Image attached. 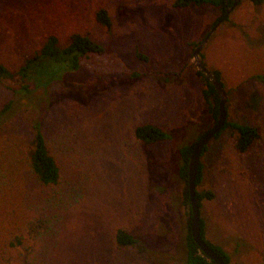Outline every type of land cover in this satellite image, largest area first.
<instances>
[{
	"label": "rangeland",
	"instance_id": "374dc122",
	"mask_svg": "<svg viewBox=\"0 0 264 264\" xmlns=\"http://www.w3.org/2000/svg\"><path fill=\"white\" fill-rule=\"evenodd\" d=\"M172 3L0 0V62L11 70L48 33L64 43L80 32L107 50L32 97L0 85V110L13 102L0 128V264L184 262L189 209L178 150L213 126L193 51L218 12ZM99 8L111 18L110 31L95 20ZM199 54L220 74L226 121L258 126L261 135L246 153L235 149L227 127L206 145L196 185L213 193L201 200L205 237L229 254L230 264H264V82L252 78L264 74V2L239 0ZM132 71L140 75L131 78ZM38 96L50 101L41 125L60 167L56 184H41L24 161L28 124L41 114ZM143 123L170 138L145 146L134 135ZM118 228L142 244L119 247Z\"/></svg>",
	"mask_w": 264,
	"mask_h": 264
},
{
	"label": "trees",
	"instance_id": "16d2710c",
	"mask_svg": "<svg viewBox=\"0 0 264 264\" xmlns=\"http://www.w3.org/2000/svg\"><path fill=\"white\" fill-rule=\"evenodd\" d=\"M253 4H261L264 0H249ZM233 4V0H173L172 5L176 8H203L209 7L216 9L218 15L212 25L216 24L220 19L224 18L227 8ZM225 17L224 19H226ZM95 20L107 28L109 31L112 26L111 18L105 8H99L95 12ZM194 44V43H193ZM107 53V50L97 41L93 40L87 35L80 32H73L69 35L66 42H62L55 33H48L38 50L31 56L25 58L24 62L16 69L11 70L4 63L0 62V85L10 90L14 94H21L23 96L32 97L34 92L38 89L47 90L51 85L56 82H61L69 73L78 72L82 69L88 60H101ZM135 55L141 59L147 60V55L136 51ZM206 65V64H205ZM94 73L100 74L102 70L98 68L93 69ZM220 79L218 71L214 70ZM96 74V75H97ZM128 75L132 78H137L139 72H129ZM197 75L203 82L201 90L202 97L207 105V112L210 120L214 124L218 115L219 97L214 85L206 78L204 73L197 70ZM253 79L264 82V74H255ZM223 87L224 84L221 81ZM39 111L40 115L36 116L34 120L29 122V135L23 141L22 151L24 153V161L29 171L36 177V179L44 185L56 184L60 177V167L55 158L50 154L45 136L42 131V118L46 112L49 99L40 98ZM12 100L5 103L0 110V128L5 129L3 126L6 124L4 119L9 117L12 112ZM228 104L225 103L227 110ZM6 127V126H5ZM231 131L234 137V147L240 153H246L249 148L260 140V129L258 126L252 125L247 122L229 120L226 121L221 130L214 136L217 137L224 128ZM210 127H205L191 143H185L179 148L180 162L177 168L179 179L185 183L183 188L182 203L187 205L189 209V217L187 221L186 233L184 236V245L186 249L185 260L182 264H216L211 259H208L198 248L190 232V218L191 211L189 206L188 186H187V166L189 156L193 144L201 136L209 132ZM0 130V131H1ZM135 137L141 141L145 146L155 144L162 140L170 138V134L162 128L151 124H139L134 129ZM213 137V138H214ZM207 146L202 149L201 156L205 153ZM167 172V171H166ZM202 179V165L200 163L198 174L196 177V185ZM213 193L209 190L198 191L196 189V198L201 208V200L203 198L211 199ZM201 235L206 243L217 252L225 262L230 263L229 254L223 250L219 245L210 243L205 237V223L200 218ZM44 231H37L36 236L42 234ZM115 243L119 247L134 246L142 244L141 240L134 234L128 232L124 228H118L114 233Z\"/></svg>",
	"mask_w": 264,
	"mask_h": 264
},
{
	"label": "water",
	"instance_id": "95a60500",
	"mask_svg": "<svg viewBox=\"0 0 264 264\" xmlns=\"http://www.w3.org/2000/svg\"><path fill=\"white\" fill-rule=\"evenodd\" d=\"M239 0H235L232 6L227 8L226 14L224 18L228 16L230 10L233 8L234 5L237 4ZM220 19L216 24L213 25L211 30L205 35L204 39L195 47L193 51V57L195 59V64L197 69L202 71L206 78L214 85L218 97V115L217 120L206 134L201 136L198 140L195 141L193 144L189 160L187 166V186H188V196H189V206L191 211V218H190V232L191 235L197 244L199 250L208 258L214 261L216 264H230L225 262L223 258L215 252L205 241V239L201 235V228H200V208L196 198V177L199 170V165L201 161V153L202 149L205 145L209 143V141L221 130L226 122V91L218 79L217 74L214 70H210L204 63L203 59L200 57V50L203 46L204 42L208 39L212 30L224 19Z\"/></svg>",
	"mask_w": 264,
	"mask_h": 264
},
{
	"label": "flooded vegetation",
	"instance_id": "af4514ba",
	"mask_svg": "<svg viewBox=\"0 0 264 264\" xmlns=\"http://www.w3.org/2000/svg\"><path fill=\"white\" fill-rule=\"evenodd\" d=\"M228 1V0H227ZM235 0H233V3H234ZM232 6V5H231Z\"/></svg>",
	"mask_w": 264,
	"mask_h": 264
}]
</instances>
